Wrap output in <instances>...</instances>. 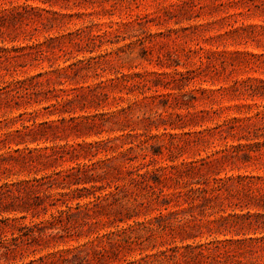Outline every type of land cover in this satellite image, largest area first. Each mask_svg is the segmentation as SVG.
Wrapping results in <instances>:
<instances>
[{
    "label": "rangeland",
    "instance_id": "rangeland-1",
    "mask_svg": "<svg viewBox=\"0 0 264 264\" xmlns=\"http://www.w3.org/2000/svg\"><path fill=\"white\" fill-rule=\"evenodd\" d=\"M1 139L0 156L78 153L45 169L1 163L2 181L91 164L90 182L63 189L86 187L87 213L4 214L56 235L36 255L264 264V0H0ZM127 226L131 245L108 239Z\"/></svg>",
    "mask_w": 264,
    "mask_h": 264
},
{
    "label": "trees",
    "instance_id": "trees-1",
    "mask_svg": "<svg viewBox=\"0 0 264 264\" xmlns=\"http://www.w3.org/2000/svg\"><path fill=\"white\" fill-rule=\"evenodd\" d=\"M16 85L19 89L26 91L25 81H17ZM19 95L21 91H16ZM32 115V113H29ZM22 115H19L21 117ZM25 121V120H23ZM25 129L28 127L23 125ZM17 132H20L16 130ZM32 131V132H31ZM40 133L37 128L28 129L22 132V135H34ZM6 139H1L0 142ZM79 147H83L78 145ZM50 152H42L41 150L24 148L19 150L18 148L12 150V152L0 156V164L11 162L10 167H3V172H11L15 166H19L20 169H29L38 164L43 168H48L47 165L54 164L57 161H63L68 155L69 160L78 156L76 148L70 146V148L64 147H52ZM55 167V166H54ZM138 177L144 178L143 174H135ZM88 176V177H87ZM10 176H6L4 181L0 177V261L3 260L6 264H18L15 260L18 255L27 258L26 261L20 264H91L90 254L85 252V248L77 247L74 249H66L57 252H47L43 255H36L37 252L47 248L56 235L48 234L42 235L46 227L41 224H23L18 223L17 218H11L4 216V214H16L19 213L20 219L25 218L24 213L37 211L38 209L46 211L48 206H56L57 202H60L65 206V209H58L56 215H52V223L61 224L64 221H71V217L74 214L87 213L91 210V202H88L81 210L79 205V198L87 197V195L80 194V191H88L86 187L71 189L70 192H65L64 187H70L71 185H79L91 181V164L79 165L70 167L69 169L57 170L53 169L51 172L44 173L38 176L34 173L33 176L27 177L28 179L11 180ZM87 178V179H85ZM60 187L62 191L55 192L53 195H45L44 198L40 196L42 188ZM115 187L114 189H116ZM201 189L198 191L200 192ZM197 191V190H196ZM43 192V191H42ZM114 192L110 191L106 195H113ZM43 194V193H42ZM45 199H50V203L46 204ZM76 201V212L71 210L70 203ZM83 225H90V223L82 221L80 225L67 226V232L72 235L76 228H81ZM132 226L120 228L117 231L109 232L108 239L115 240L119 247H125L131 245L132 242ZM78 233V232H76ZM118 237V240L116 239ZM120 243V244H119ZM91 244V242H90ZM141 260L128 261L124 258H118L113 253L107 260L106 264H141Z\"/></svg>",
    "mask_w": 264,
    "mask_h": 264
}]
</instances>
